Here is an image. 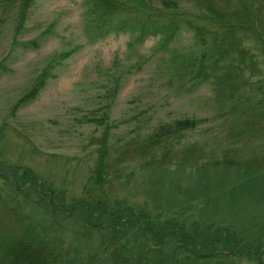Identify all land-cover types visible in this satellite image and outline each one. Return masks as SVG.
<instances>
[{
  "label": "rangeland",
  "instance_id": "374dc122",
  "mask_svg": "<svg viewBox=\"0 0 264 264\" xmlns=\"http://www.w3.org/2000/svg\"><path fill=\"white\" fill-rule=\"evenodd\" d=\"M7 1L0 0L7 68L0 71V189L36 237L76 264H109L111 236L132 260H181L184 239L187 250L205 253L207 239L220 249L213 234L228 229L238 245L233 264H264V142L237 137L264 130V40L250 23L253 0L217 3L246 15L242 36L254 64L243 76L244 110L232 115L233 102L216 101L212 84L192 89L189 75L171 74V55L197 51L191 33L167 47L156 37L129 46L127 34L89 43L85 0H36L17 32L19 4ZM35 39L36 46H16ZM46 70L39 96L17 107ZM185 118L198 124L167 149L142 153L160 125ZM101 121L110 125L104 163Z\"/></svg>",
  "mask_w": 264,
  "mask_h": 264
},
{
  "label": "trees",
  "instance_id": "16d2710c",
  "mask_svg": "<svg viewBox=\"0 0 264 264\" xmlns=\"http://www.w3.org/2000/svg\"><path fill=\"white\" fill-rule=\"evenodd\" d=\"M36 0H8L6 4L18 5L17 28H24L27 15ZM223 0H85L86 2V26L85 34L89 43H95L105 39L110 34H127L131 43L141 44L148 37L159 39L161 47L172 44L182 31L192 34L196 52L188 57L183 55H171L169 66L172 75H189L191 88L199 86L204 81L214 87L215 99L224 105L232 103L230 114L242 113L244 96L243 80L246 71L254 69L253 57L246 48L242 28L245 14L236 13L231 6L222 9L217 5ZM183 3H191L193 11L183 9ZM254 9L252 22L260 38L264 40V0H253ZM1 7V6H0ZM7 7L3 8L5 11ZM245 15V16H244ZM250 20V19H249ZM39 39L22 41L16 46H36ZM70 54H62L68 57ZM0 62V71L7 68ZM48 71H43L35 80L30 90L21 97L18 106H24L34 101L45 87ZM263 102V100H262ZM198 121L185 118L175 120L170 124L160 125L157 130L145 139L142 153H153L157 148H168L169 143L175 140L176 135L183 130L194 129ZM103 138L100 141L98 162H105L104 155L108 154V135L110 125L101 121ZM250 130L238 134V142L246 141L247 136L264 142V130ZM162 161L166 160V155ZM155 156L152 155V158ZM13 174V171L11 172ZM14 177V176H13ZM0 178H4L0 175ZM10 180V178H9ZM8 182V181H6ZM11 185L13 183H10ZM5 205L0 189V264H76L74 259L65 258V253L57 248L49 246L38 239L29 225L23 220V216L16 210ZM228 229H219L213 234L217 239L220 249L211 243L210 237L205 246L210 251L199 253L195 250H187L184 239L182 248L186 250L181 260H172L169 257L140 256L135 260L130 259L125 253V247L117 237L109 239L110 254L109 264H233L235 258V246L237 242L232 235H228ZM217 232V233H216ZM226 234V235H221ZM180 243V241H178ZM195 244L192 239L189 242ZM241 252V250L236 251ZM242 252H245L244 249ZM250 254V253H248ZM79 264H93L84 262Z\"/></svg>",
  "mask_w": 264,
  "mask_h": 264
}]
</instances>
